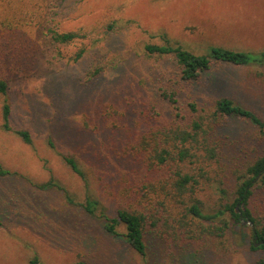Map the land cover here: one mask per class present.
<instances>
[{"label":"rangeland","instance_id":"rangeland-1","mask_svg":"<svg viewBox=\"0 0 264 264\" xmlns=\"http://www.w3.org/2000/svg\"><path fill=\"white\" fill-rule=\"evenodd\" d=\"M11 17L28 25L19 28L12 42L15 58L3 69L9 73L10 126L28 131L32 142L2 129L0 97V166L8 171L0 177V264L264 260V249H251L253 230L264 227V183L258 180L247 206L254 228L234 224L226 213L231 225L223 238L192 240L148 222L144 261L125 242L122 224L115 237L98 218L101 212L114 218L117 209H132L138 186L157 176L146 170L135 147L156 128L197 120L189 102L203 117L214 112L218 99L228 98L264 121V61L213 62L196 80H183L173 56L144 50L169 42L198 55L210 46L258 55L264 52V0H0V20ZM49 31L83 38L52 44ZM81 48L86 53L74 62ZM209 120L203 122L214 159L178 165L198 176L193 199L204 214L222 209L223 192L224 202L232 203L236 178L264 156V132L252 121L219 115ZM63 155L77 160L88 189ZM49 181L53 186L45 187ZM87 197L100 202L96 216L81 207Z\"/></svg>","mask_w":264,"mask_h":264},{"label":"trees","instance_id":"trees-1","mask_svg":"<svg viewBox=\"0 0 264 264\" xmlns=\"http://www.w3.org/2000/svg\"><path fill=\"white\" fill-rule=\"evenodd\" d=\"M15 18L0 20V97L3 98L1 127L5 132H13L24 144L31 145V136L28 131H15L10 126L11 108L7 99L8 68L3 71L10 61L15 58V55L12 54V42L18 36L19 28L28 25L16 23ZM37 28H40V26L38 25ZM47 34L50 36L52 44H70L76 39L83 38L80 34L73 32L58 33L49 31ZM144 50L148 55L173 56L180 68L183 80H196L200 73L208 70L213 62L235 66H248L251 64L260 66L264 61V52L255 55L215 46H210L201 55L189 52L179 45H172L169 42L163 45H146ZM85 53V49H79L72 60L74 62L78 61ZM100 70V67L95 68L90 77H95ZM169 99L171 103H174L172 97ZM187 109L190 113L196 115L197 120H193L189 125L176 123L156 128L144 135L135 147L142 156L146 170L157 176L138 186L135 194V205L131 206L132 209H117L114 218L103 212L98 215V218L104 223V230L109 235L120 236L117 226L119 224L124 226L123 237L125 242L140 256L142 261H144L146 255L144 232L149 223L154 227L162 225L163 227L175 228L187 239L192 240L205 235L223 238L231 225L224 218L226 213H229L234 224H241L240 218L255 224L247 206L256 181L264 183V156L255 160L236 178L232 203L224 202L225 192H223L224 195L221 196L222 209H218L212 214H204L198 201L193 199L195 188L198 185V176L184 172L178 165L181 164L186 167L187 165L199 164L204 159H214V150L209 147L208 143L209 135L207 136L206 125L207 122L215 119L209 120V117L215 118L219 115L247 119L255 123L261 133L264 132V121L257 118L250 110L236 105L228 98L218 99L215 103L214 112L207 113L208 116H199L201 113L197 114L199 110L194 102H189ZM176 117H179V114H176ZM204 119H207L206 123L203 122ZM47 144L50 148H53V143L50 140ZM62 159L71 171L82 180L85 188L88 189L84 171L77 160L69 155H63ZM197 169L199 172L202 171L199 166ZM167 170H169V173H167ZM7 174L8 171L0 166V177ZM44 186H53V183L49 181ZM65 199L68 203H73L68 194H66ZM81 207L88 215L96 216V211L100 208V202L87 197ZM236 208L239 213H236ZM204 222L209 224L204 225ZM253 237L254 243L264 242V227L260 230L254 229ZM260 248L264 249V245H260L258 248H254V244L251 246L253 250ZM30 263L37 264V260ZM259 264H264V260Z\"/></svg>","mask_w":264,"mask_h":264},{"label":"water","instance_id":"water-1","mask_svg":"<svg viewBox=\"0 0 264 264\" xmlns=\"http://www.w3.org/2000/svg\"><path fill=\"white\" fill-rule=\"evenodd\" d=\"M235 211H236V213H239V211L237 210V208H236ZM240 220H241V223L242 224H248L251 228H254V224L251 221H247V220H244V219H240ZM260 245H264V242L263 241H260L258 243H255L254 244V247H258Z\"/></svg>","mask_w":264,"mask_h":264},{"label":"flooded vegetation","instance_id":"flooded-vegetation-1","mask_svg":"<svg viewBox=\"0 0 264 264\" xmlns=\"http://www.w3.org/2000/svg\"><path fill=\"white\" fill-rule=\"evenodd\" d=\"M240 219H242V218H240ZM255 244V243H254Z\"/></svg>","mask_w":264,"mask_h":264}]
</instances>
